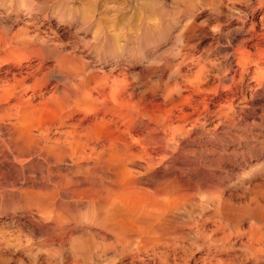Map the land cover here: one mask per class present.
Segmentation results:
<instances>
[{"label":"rangeland","instance_id":"374dc122","mask_svg":"<svg viewBox=\"0 0 264 264\" xmlns=\"http://www.w3.org/2000/svg\"><path fill=\"white\" fill-rule=\"evenodd\" d=\"M263 36L264 0H0V264L240 255L264 222Z\"/></svg>","mask_w":264,"mask_h":264},{"label":"bare ground","instance_id":"6f19581e","mask_svg":"<svg viewBox=\"0 0 264 264\" xmlns=\"http://www.w3.org/2000/svg\"><path fill=\"white\" fill-rule=\"evenodd\" d=\"M264 37V36H263ZM17 42V41H16ZM22 44V43H21ZM9 45H11V44H9ZM12 46V45H11ZM27 46V45H26ZM13 49V48H12ZM237 64V63H236ZM62 66V65H61ZM61 66H59L60 68H61ZM264 71V70H263ZM66 73V72H65ZM256 74V73H255ZM262 74H264V73H262ZM261 77V76H260ZM259 78V77H258ZM261 80H262V78H261ZM257 82V81H256ZM258 83H259V79H258ZM264 126V125H263ZM262 126V127H263ZM259 129V128H258ZM260 133V132H259ZM258 134V133H257ZM258 137V136H257ZM264 139V138H263ZM250 141H251V139H250ZM261 142V141H260ZM261 144V143H260ZM147 170V169H146ZM149 171H150V169H149ZM152 172H154V170L152 171ZM145 174H147V173H145ZM155 174V173H154ZM148 176V175H147ZM177 179V178H176ZM150 181V180H149ZM160 181V180H159ZM182 181V180H181ZM158 182V181H157ZM156 182V183H157ZM192 182V181H191ZM194 182V181H193ZM163 183V182H162ZM184 183V182H183ZM182 183V184H183ZM137 185V184H136ZM161 185V184H160ZM181 185V184H180ZM166 186V185H165ZM170 186V185H169ZM160 187V186H159ZM183 188V187H182ZM252 188V187H251ZM161 189H163L162 187H161ZM165 189H167L166 187H165ZM171 189V188H170ZM198 189H200V188H198ZM179 190V189H178ZM259 190V189H258ZM157 191V190H156ZM172 191V190H171ZM167 192V191H166ZM189 192V191H188ZM253 193V192H252ZM251 193V194H252ZM261 193V192H260ZM165 194V193H164ZM175 194V193H174ZM220 195V194H219ZM217 196V195H216ZM32 197V196H31ZM165 197H166V195H165ZM209 198V197H208ZM215 198H217V197H215ZM220 198V197H219ZM219 198H217V200L219 199ZM36 200V199H35ZM89 200V199H88ZM88 200H86V201H88ZM123 200H124V198L121 200L122 201V203H123ZM126 200V201H125ZM125 202L128 204V208H130V210H129V212H127V211H125V213H127L126 215H132L134 212H136V213H138V216H139V214H140V212L142 213V210L144 211V212H146L147 214H149V218L152 216L151 215V210H149V209H147L148 208V206H146V205H135V204H130L129 202V200L128 199H126L125 198ZM216 200V199H215ZM120 201V199L119 200H117V199H110L109 201H107V202H105L106 203V205L105 206H107V203L109 202V205H110V207L112 208L113 206H117V202H119ZM120 201V202H121ZM261 201V200H260ZM39 202V201H38ZM93 202V201H92ZM125 202L123 203V204H125ZM215 202V201H214ZM218 202L219 201H217V204H218ZM224 202V201H223ZM253 202V201H252ZM255 202V201H254ZM258 202V201H257ZM91 203V202H90ZM141 203V202H140ZM213 203V202H212ZM226 203V202H225ZM264 203V202H263ZM92 204V203H91ZM119 204V203H118ZM121 204V203H120ZM123 204H121V205H123ZM214 204V203H213ZM212 204V205H213ZM221 204V203H220ZM220 204H218L217 205V207L216 208H219V206H220ZM255 204V203H254ZM261 204V203H260ZM99 205V204H98ZM172 205V204H171ZM187 204H185L184 206H186ZM206 205V204H205ZM204 205V206H205ZM230 205V204H229ZM251 205H253V203L251 204ZM258 205V204H257ZM40 206V205H39ZM44 206V205H43ZM127 206V205H126ZM152 206H157V203H153L152 204ZM199 206V205H198ZM201 206V205H200ZM223 206V205H222ZM249 206H250V202H249ZM248 206V208H247V210H249V208L250 209H252L251 208V206L249 207ZM41 207V206H40ZM47 207V206H46ZM102 207H103V205H102ZM237 207V206H236ZM258 207V206H257ZM114 208V207H113ZM112 208V209H113ZM116 209H119V206L118 207H115ZM120 208H122L121 206H120ZM124 208V207H123ZM159 208V207H158ZM172 208V207H171ZM171 208H170V212L167 210V212L168 213H170V214H172L171 213V211L173 212V210H171ZM209 208V207H208ZM212 208H213V206H212ZM230 208V207H229ZM239 208V207H238ZM66 209V208H65ZM103 209V208H102ZM140 210V212H139V210ZM166 209V208H165ZM182 209H184V208H182ZM187 209V208H186ZM223 209H225V208H223ZM228 209V208H227ZM240 209V208H239ZM124 210V209H123ZM123 210H121V211H123ZM135 210V211H134ZM137 210H138V212H137ZM161 210V209H160ZM159 210V212H161L162 211V213H166V212H163V210H161L160 211ZM202 210H203V208H202ZM210 210V209H209ZM208 210V211H209ZM218 210H220V209H218ZM258 211H259V208L257 209ZM40 211H42V210H40ZM49 211V210H48ZM52 211V210H51ZM105 211V210H104ZM112 211V210H111ZM114 211V210H113ZM132 211V212H131ZM203 211H205V210H203ZM207 211V212H208ZM230 211H232V209H230ZM254 211V210H253ZM257 211V212H258ZM47 212V211H46ZM56 212V211H55ZM115 212V211H114ZM131 212V213H130ZM175 212V211H174ZM174 212H173V214H174ZM177 212V211H176ZM193 212V211H192ZM206 212V211H205ZM215 212H217V215H218V211H216L215 210ZM229 212V211H228ZM249 212V211H248ZM42 213V212H41ZM116 213H118V212H116ZM115 213V214H116ZM119 213H121V212H119ZM125 213H122V214H125ZM130 213V214H129ZM146 213H144V214H146ZM188 213V212H187ZM211 213V212H210ZM221 213V212H220ZM237 213V212H236ZM252 213V212H251ZM43 214V213H42ZM96 214V213H95ZM144 214L142 215V216H144ZM161 214V213H160ZM178 214V213H177ZM180 214V213H179ZM178 214V215H179ZM183 214V213H182ZM198 214H200V213H198ZM212 214V213H211ZM226 214V213H225ZM232 214H233V212H232ZM231 214V215H232ZM241 214V213H240ZM244 214H248L249 215V217H251L250 216V214L249 213H244ZM106 215V214H105ZM110 215V214H109ZM112 215V214H111ZM154 215V214H153ZM164 215V214H163ZM162 215V217L161 218H163L164 216ZM221 215V214H220ZM223 215H224V213H223ZM255 215V214H254ZM44 216V215H43ZM46 216H48V215H46ZM112 216H114V215H112ZM133 216V215H132ZM131 216V217H132ZM137 216V214L134 216V217H136ZM167 216H168V214H167ZM176 216V215H175ZM247 216V215H246ZM253 216V215H252ZM106 217H107V215H106ZM119 217V216H118ZM141 217V216H140ZM140 217H139V219H137V220H140ZM145 217V216H144ZM156 217H160V215L159 216H156ZM200 217V216H199ZM202 217V216H201ZM211 217H212V215H211ZM220 217V216H219ZM123 218V217H122ZM137 218V217H136ZM136 218H134V219H136ZM145 218H148L147 216L145 217ZM148 218V219H149ZM161 218H158V219H161ZM164 218H166V217H164ZM163 218V219H164ZM197 218V217H196ZM195 218V219H196ZM209 218V217H208ZM234 218V217H233ZM245 218V217H244ZM106 219V218H105ZM125 219V218H124ZM130 219V218H129ZM133 219V218H132ZM133 219V220H134ZM152 219H154L155 220V218L153 217V218H151L150 220L152 221ZM207 219V218H206ZM221 219V218H220ZM225 219V218H224ZM235 219V218H234ZM240 219H242V218H240ZM127 219H125V221H126ZM135 221V223L137 224H139V222L141 221ZM149 220V221H150ZM153 220V222H156L157 221V219H156V221H154ZM162 220V219H161ZM205 220V219H204ZM203 220V222H202V224L206 221H204ZM216 220V219H215ZM230 220V219H229ZM259 220V221H258ZM263 220V219H262ZM112 221V220H111ZM118 221V220H117ZM142 221H143V223H144V218H142ZM146 221V220H145ZM150 221V222H151ZM166 221H168V220H166ZM221 221V220H220ZM108 222V221H107ZM161 222V221H160ZM163 222V221H162ZM209 222V221H208ZM218 222H219V220H218ZM225 222V221H224ZM227 222V221H226ZM249 228L248 229H245V230H243V231H241L240 230V232H238L239 230L238 229H240V228H235L236 230H238L236 233H235V235L236 236H234V237H236V238H238V239H242V237L245 239V241H239L238 243H236V241L238 240V239H236V241L235 240H233V241H230L231 240V237L232 236H227L226 234V238H224L225 240H228L229 239V237H230V239L228 240V246H229V249H234V247L237 245L238 247H240L239 249L236 247L235 248V250L236 249H238L240 252H239V254L240 255H238L237 254V256H233L232 258H230L229 260H227V261H224V262H220V260L217 258L216 259V261H217V264H232V263H236V264H243V262H245V261H250L251 262V264H264V222H261L260 221V219L258 218V217H252V218H250V220H249ZM140 223H142V222H140ZM158 223V222H157ZM157 223H155V224H157ZM172 223H174V221L172 222ZM178 223V222H177ZM114 223H112V225H113ZM135 224V225H136ZM148 224V223H147ZM155 224H154V226H152V227H156L157 228V225L155 226ZM161 225H162V223H160ZM164 224H165V221H164ZM200 224V223H199ZM201 224V225H202ZM237 224H239L238 222H237ZM121 225H122V223H121ZM129 225V224H128ZM127 225V226H128ZM151 225H153V224H150L149 225V228L148 229H150V227H151ZM177 225V224H176ZM201 225H200V228H201ZM204 225V224H203ZM214 225H215V223H214ZM217 225V224H216ZM233 225V224H232ZM131 226V225H130ZM129 226V227H130ZM141 226H143V225H141ZM173 226V225H172ZM175 226V225H174ZM178 226V225H177ZM187 226V225H186ZM199 226V225H198ZM218 226V225H217ZM227 226V225H226ZM225 226V227H226ZM260 226V227H259ZM98 227V226H97ZM152 227H151V229H152ZM162 227V226H161ZM160 227V228H161ZM182 227V226H181ZM184 227V226H183ZM197 227V226H196ZM216 227V226H215ZM238 227V226H237ZM240 227V226H239ZM122 228V227H121ZM143 228V227H142ZM146 228H147V226H146ZM156 228H155V230H156ZM159 228V227H158ZM193 228H195V227H193ZM205 228V227H204ZM204 228H203V230H204ZM211 228H212V226H211ZM224 228V227H223ZM125 229V228H124ZM167 229V228H166ZM177 229H178V227H177ZM181 229V228H180ZM184 229H186V228H184ZM188 229H189V227H188ZM220 229V228H219ZM106 230V229H105ZM117 230H119V229H117ZM152 230H154V229H152ZM151 230V231H152ZM168 230H170V229H168ZM183 230V229H182ZM181 230V231H182ZM193 231V229L191 228V229H189V231ZM199 230V229H198ZM208 230H209V228H208ZM124 231V230H123ZM128 231V230H127ZM151 231H149L150 233H151V235H148V234H146V236H144L143 235V237H142V235L141 234H139V235H137V234H133L132 233V238H133V242H132V245L135 247L136 246V254H146V252H148L147 251V249L148 248H150L151 246H155V244L157 245L158 243H160L162 240V238H163V235L162 234H160L159 235V233L158 232H156V231H153V233L151 232ZM178 231V230H177ZM180 231V230H179ZM190 232L191 234H194L193 232ZM220 231V230H219ZM224 231V230H223ZM235 231V230H234ZM108 232H109V230H108ZM121 232V231H120ZM139 232V231H138ZM154 232H156V233H154ZM160 232V231H159ZM162 232V231H161ZM166 232V231H165ZM194 232H195V230H194ZM214 232V231H213ZM218 232V231H217ZM231 232V231H230ZM229 232V233H230ZM143 233H145V232H143ZM142 233V234H143ZM149 233V234H150ZM168 233V232H167ZM170 233V232H169ZM206 233V232H205ZM211 233V232H210ZM216 233V232H215ZM223 233V232H222ZM225 233V232H224ZM119 234V233H118ZM126 234V233H125ZM179 234H181V233H179ZM187 234V233H186ZM228 234V233H227ZM82 235V234H81ZM127 235V234H126ZM130 236H131V234H129ZM128 235V236H129ZM141 235V236H140ZM153 235V236H152ZM171 235V234H170ZM185 235V234H184ZM188 235V234H187ZM211 235V234H210ZM229 235V234H228ZM231 235H234L233 234V232H232V234ZM112 236V235H111ZM127 236V238H129ZM165 236V235H164ZM177 236V235H176ZM181 236V235H180ZM78 237V236H77ZM222 237V236H221ZM234 237H232V238H234ZM73 238V237H72ZM72 238H70V240L72 239ZM115 239H116V237H114ZM196 238V237H195ZM200 238V237H199ZM218 238V237H217ZM1 239H2V237H1ZM80 239V238H79ZM131 239V238H130ZM170 239H172V235H171V237H170ZM174 239V238H173ZM177 239H178V237H177ZM181 239H182V237H181ZM220 240H221V238H219ZM219 239H217V241L219 240ZM114 240V239H113ZM132 240V239H131ZM131 240H129V242L131 241ZM192 240V239H191ZM199 240V239H198ZM209 240V239H208ZM213 240H215V239H213ZM213 240H211V241H213ZM224 240V241H225ZM80 240H78V242H79ZM88 241V240H87ZM101 241V240H100ZM168 241V240H167ZM197 241V240H196ZM206 241V240H205ZM205 241H203V242H205ZM74 242H76V240L74 241ZM103 242V241H102ZM120 242V241H119ZM144 242V243H143ZM156 242V243H155ZM158 242V243H157ZM163 242V241H162ZM166 242V241H165ZM175 242V241H174ZM220 242V241H219ZM218 242V243H219ZM81 243V242H80ZM86 243V242H85ZM111 243V242H110ZM110 243H108V244H110ZM146 243V244H145ZM164 243V242H163ZM194 243V242H193ZM212 244V242H209L208 244ZM217 243V242H216ZM215 243V244H216ZM222 243V242H221ZM225 243H226V241H225ZM74 244H77V242L76 243H74ZM107 244V243H106ZM162 244V243H161ZM167 244V243H166ZM182 244V243H181ZM198 244V243H197ZM211 244H210V246H211ZM78 245H79V243H78ZM127 245H128V243H127ZM131 245V246H132ZM170 244H168V246H169ZM172 245H173V243H172ZM184 245V244H183ZM218 245V244H217ZM221 245V244H220ZM90 246V245H89ZM103 246H104V244H103ZM153 246V251H155L154 253H156V256H157V250H154V247ZM161 246H163L164 247V244L163 245H161ZM160 245L158 246L159 247V252H161L160 251V249L162 248ZM175 246H177V245H175ZM174 246V247H175ZM200 246V245H199ZM203 246V245H202ZM207 246V245H206ZM71 247H73V246H71ZM88 247V246H87ZM129 247V249H130V246H128ZM161 247V248H160ZM170 247V246H169ZM180 247V246H179ZM81 248V247H80ZM83 248V247H82ZM90 248V247H89ZM177 248H178V246H177ZM74 249V248H73ZM78 249V248H77ZM87 249V248H86ZM85 249V250H86ZM112 249V248H111ZM121 249H122V247H121ZM124 249V248H123ZM134 249L135 248H131V250L132 251H134ZM180 249V248H179ZM200 249H202V247L200 248ZM209 249V248H208ZM217 249V248H216ZM71 250V249H70ZM75 250H76V248H75ZM131 250H128V252L129 251H131ZM150 250H151V248H150ZM162 250H163V248H162ZM181 250H182V248H181ZM184 250V249H183ZM198 250V249H197ZM235 250H233V251H235ZM77 251V250H76ZM87 251H88V249H87ZM87 251H86V253H87ZM229 251V250H228ZM73 252V251H72ZM89 252V251H88ZM119 252V251H118ZM219 252V251H218ZM224 252H225V249H224ZM230 252V251H229ZM47 253V252H46ZM81 253H82V251H81ZM80 253V254H81ZM90 253V252H89ZM99 253V252H98ZM121 253H122V251H121ZM135 253V252H134ZM236 253V252H235ZM41 254V253H40ZM123 254V253H122ZM171 254V253H170ZM83 255V254H82ZM85 255V254H84ZM87 255V254H86ZM99 255V254H98ZM153 255H155V254H153ZM162 255V254H161ZM187 255V254H186ZM133 256V255H132ZM135 256V255H134ZM159 256V255H158ZM165 256V255H164ZM171 256V255H170ZM213 256H214V254H213ZM84 257H86V256H84ZM154 257V256H153ZM153 257H151V258H153ZM167 257H169V255L167 256ZM179 257V256H178ZM178 257H177V259H178ZM181 257V256H180ZM205 257V256H204ZM203 257V258H204ZM210 256L207 254V256H206V258L208 259ZM114 258H115V256H114ZM157 258V257H156ZM170 258V257H169ZM182 258V257H181ZM130 259H131V257H130ZM155 259V258H154ZM207 259H203L204 261L202 262L201 261V264H205V262L207 263H209L210 261L208 260V261H206ZM211 259H215V258H210V260ZM225 259V258H224ZM153 260V259H152ZM163 260V259H162ZM188 260H190V259H188ZM194 260V259H193ZM201 259H199V261H200ZM222 260V259H221ZM263 260V261H262ZM48 261V260H47ZM164 261V260H163ZM212 261V260H211ZM75 262V261H74ZM184 262H186L185 260H184ZM213 262V261H212ZM262 262V263H261ZM108 263V262H107ZM169 263H171V262H169ZM61 264V263H60ZM73 264V263H72ZM132 264V263H131ZM142 264V263H141ZM153 264H155V261H154V263ZM157 264V263H156ZM165 264V263H164ZM196 264V263H195ZM210 264V263H209ZM212 264V263H211ZM216 264V263H215Z\"/></svg>","mask_w":264,"mask_h":264}]
</instances>
